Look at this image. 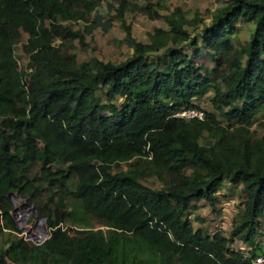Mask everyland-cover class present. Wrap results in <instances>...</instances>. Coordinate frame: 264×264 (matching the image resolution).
Segmentation results:
<instances>
[{"label": "trees", "instance_id": "1", "mask_svg": "<svg viewBox=\"0 0 264 264\" xmlns=\"http://www.w3.org/2000/svg\"><path fill=\"white\" fill-rule=\"evenodd\" d=\"M119 1L123 20L129 0ZM100 4L0 0V264H254L263 248L264 138L251 129L264 111V0H229L195 37L181 8L161 16L151 3L149 19L168 30L145 45L123 25L130 58L79 64L62 45L84 40L72 25ZM240 23L255 27L247 44L237 40ZM100 26L98 16L89 29ZM199 44L214 68L196 62ZM209 93L226 125L194 104ZM185 109L205 117H175ZM224 183L242 187L230 238L190 219L204 208L196 202L216 209ZM11 193L38 205L50 232L42 244L21 236ZM237 237L247 253L232 248Z\"/></svg>", "mask_w": 264, "mask_h": 264}, {"label": "rangeland", "instance_id": "2", "mask_svg": "<svg viewBox=\"0 0 264 264\" xmlns=\"http://www.w3.org/2000/svg\"><path fill=\"white\" fill-rule=\"evenodd\" d=\"M229 0H129L128 11L123 20L117 19V9L120 8L119 0H101V4L96 11L91 15L88 22L74 23L72 27L74 30H81L84 34V40L66 41L62 45V50L66 54H75L78 63L88 62L90 60H100L104 63L121 64L133 55V50L126 44V31L123 25L129 26L132 30L133 37L145 45L150 44L149 35L155 29L161 28L168 30L169 27L166 21L161 18L151 21L146 14V9L149 4H153L155 9L161 16H170L175 9L181 8L186 14L189 25L187 29L193 34V37L198 35L206 25L212 22L213 14L217 13L219 9L226 6ZM102 20V26L89 29L95 24L96 17ZM237 40L242 44H247L250 40L251 34L254 32L253 24H238ZM28 36H23V43L26 42ZM23 43L18 46L17 59L21 69H24L28 64V57L23 51ZM62 44L61 41L57 42ZM199 48L203 50V57L196 59L198 65L206 64L210 69L214 68V62L210 55L208 56L202 44ZM191 55H194V50H189ZM155 55H153L154 57ZM107 89H102L99 96L105 102V95ZM213 93H209L201 100L193 101L202 111L215 113L220 122L226 125L225 120L215 112L211 103ZM257 123L252 127V132L258 138H264V111L257 116ZM123 169L128 167L123 165ZM31 177L36 180L42 187L45 186L41 180L39 166H34L31 171ZM149 186L153 188H160V185L155 180L148 181ZM241 186L232 187L229 183H224L220 192L217 194L219 202L216 209H212L206 203H203L204 208H198L190 217L195 229L204 227L208 229L209 233L221 231L230 238L237 226L236 215L242 210ZM47 193L41 197L40 201L45 202ZM11 201L15 210H18L15 220L19 229L22 231L23 237L26 239L31 236L38 240L46 239L50 234L46 223L42 219H37L34 211L30 207L23 208V205H31L28 201L22 200L15 195L11 197ZM35 207L38 205L32 203ZM202 204L201 202H196ZM200 217L205 219V223L201 224L197 221ZM261 247L264 248V218L261 220L260 234L256 238ZM29 241L34 242L32 238ZM35 243V242H34ZM232 248L247 253L250 248L241 237L234 239Z\"/></svg>", "mask_w": 264, "mask_h": 264}, {"label": "built area", "instance_id": "3", "mask_svg": "<svg viewBox=\"0 0 264 264\" xmlns=\"http://www.w3.org/2000/svg\"><path fill=\"white\" fill-rule=\"evenodd\" d=\"M176 118L179 119H184L187 121L191 120H203L204 119V113L201 110H196V109H185L181 111L180 113L175 115ZM46 239H43L42 241L44 242ZM42 242V243H43ZM254 264H264V248H262L258 253L256 258L253 261Z\"/></svg>", "mask_w": 264, "mask_h": 264}, {"label": "water", "instance_id": "4", "mask_svg": "<svg viewBox=\"0 0 264 264\" xmlns=\"http://www.w3.org/2000/svg\"><path fill=\"white\" fill-rule=\"evenodd\" d=\"M14 196H15V193L9 194L8 195V200H10V202H12L11 201V197H14ZM27 206L30 207L34 211V214L37 216V207H35L33 204H31V205H23L22 207L25 208ZM17 213H18V210H15L14 211V216H16ZM43 223H46V220L45 219L43 220ZM30 238H32L34 240L35 244H37V245L42 244V242H43L42 240L36 239V237H34V236H31ZM30 238H28L27 240L29 241ZM48 238H49V234L46 237V239H48Z\"/></svg>", "mask_w": 264, "mask_h": 264}, {"label": "crops", "instance_id": "5", "mask_svg": "<svg viewBox=\"0 0 264 264\" xmlns=\"http://www.w3.org/2000/svg\"><path fill=\"white\" fill-rule=\"evenodd\" d=\"M201 203H202L201 205H203L204 202H201ZM198 205H200V204H198Z\"/></svg>", "mask_w": 264, "mask_h": 264}]
</instances>
